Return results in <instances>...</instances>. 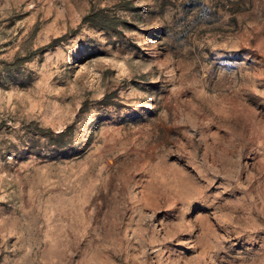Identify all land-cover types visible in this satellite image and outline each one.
<instances>
[{"label":"rangeland","instance_id":"obj_1","mask_svg":"<svg viewBox=\"0 0 264 264\" xmlns=\"http://www.w3.org/2000/svg\"><path fill=\"white\" fill-rule=\"evenodd\" d=\"M0 264H264V0H0Z\"/></svg>","mask_w":264,"mask_h":264}]
</instances>
